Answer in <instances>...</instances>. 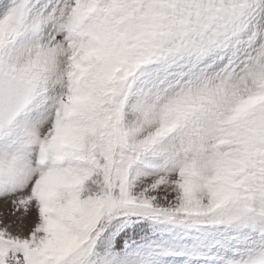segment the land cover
Returning <instances> with one entry per match:
<instances>
[{
  "label": "snow or ice",
  "instance_id": "1",
  "mask_svg": "<svg viewBox=\"0 0 264 264\" xmlns=\"http://www.w3.org/2000/svg\"><path fill=\"white\" fill-rule=\"evenodd\" d=\"M0 264H264V0H0Z\"/></svg>",
  "mask_w": 264,
  "mask_h": 264
}]
</instances>
